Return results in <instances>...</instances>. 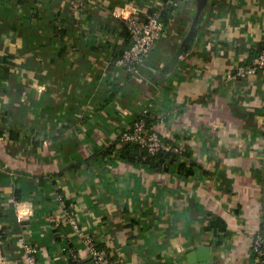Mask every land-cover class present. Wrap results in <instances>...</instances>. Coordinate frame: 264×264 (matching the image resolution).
<instances>
[{
  "label": "crops",
  "instance_id": "obj_1",
  "mask_svg": "<svg viewBox=\"0 0 264 264\" xmlns=\"http://www.w3.org/2000/svg\"><path fill=\"white\" fill-rule=\"evenodd\" d=\"M170 0H0V264H253L264 229V0H212L191 51L160 69L193 14L177 4L140 76L117 68L119 17ZM172 1V0H171ZM126 28V29H125ZM149 107L182 155L133 162L122 132ZM71 206L76 230L63 205Z\"/></svg>",
  "mask_w": 264,
  "mask_h": 264
},
{
  "label": "built area",
  "instance_id": "obj_2",
  "mask_svg": "<svg viewBox=\"0 0 264 264\" xmlns=\"http://www.w3.org/2000/svg\"><path fill=\"white\" fill-rule=\"evenodd\" d=\"M124 21L131 36V46L124 51L122 56L114 63L117 68L125 70L133 77L140 76L151 50L156 46L161 34L164 31V23L161 20V12L156 11L149 14L145 19L139 18L136 14L119 16ZM264 72V47L253 60L245 65L238 66L236 72L230 77H246L247 75ZM150 109L145 108L136 117L132 125L126 128L121 136L122 143H132L146 149L150 154L160 151L171 152L182 155V149L177 142L163 138L152 124L147 122V115ZM68 221L79 230V222L76 219L71 206L63 202ZM87 251L93 264H120L114 261L109 252L100 247L93 238L85 239ZM25 259L29 264H36L37 250L34 244L26 242L24 244ZM253 264H264V230L257 233L254 238L252 248Z\"/></svg>",
  "mask_w": 264,
  "mask_h": 264
},
{
  "label": "water",
  "instance_id": "obj_3",
  "mask_svg": "<svg viewBox=\"0 0 264 264\" xmlns=\"http://www.w3.org/2000/svg\"><path fill=\"white\" fill-rule=\"evenodd\" d=\"M193 6V14L188 19V26L186 33L180 42L179 47L169 58V60L162 65L160 73L163 76H168L179 65L180 61L191 51L194 44L197 42L201 29L206 22L209 14L212 0H190ZM264 174V164H263ZM263 190H264V177H263Z\"/></svg>",
  "mask_w": 264,
  "mask_h": 264
},
{
  "label": "trees",
  "instance_id": "obj_4",
  "mask_svg": "<svg viewBox=\"0 0 264 264\" xmlns=\"http://www.w3.org/2000/svg\"><path fill=\"white\" fill-rule=\"evenodd\" d=\"M176 8H177V4L173 0L172 1L170 0L167 3L166 9L160 11L161 12V20L164 23V29L166 28L167 25H169L170 20L172 19V16H173V12L176 10ZM125 43L126 44H125L124 48L121 49L120 54L117 55L114 58V62L118 58H120L122 56V54L124 53V51L126 49H128L131 46V36L129 34L128 29H126V42ZM145 108H147V107H145ZM143 110H142V112H143ZM140 114H141V112L140 113H137V114L135 113L136 117H138ZM136 117L134 118V120L136 119ZM147 122L149 124L152 123L151 122V115H150V113H148V115H147ZM123 144L125 145L124 146L123 154L127 150V148L128 149H133L134 151H136L138 153V155H136V154L133 153L129 157L125 156V154H124L125 157L129 158L133 162L148 163V164H150L152 166H164V165L166 166L168 164L170 166V163H172L173 161L177 160L178 157H180V155H178V154L171 153V152H165V151H160V152H157L155 154H150V153H148L146 151V149L142 148L141 146H139L137 144H132V143H123Z\"/></svg>",
  "mask_w": 264,
  "mask_h": 264
}]
</instances>
